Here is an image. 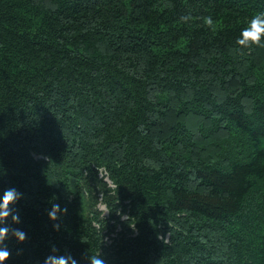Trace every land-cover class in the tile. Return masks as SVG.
I'll return each instance as SVG.
<instances>
[{
    "label": "trees",
    "instance_id": "1",
    "mask_svg": "<svg viewBox=\"0 0 264 264\" xmlns=\"http://www.w3.org/2000/svg\"><path fill=\"white\" fill-rule=\"evenodd\" d=\"M261 12L0 0V227L26 234L4 264H264V47L236 43Z\"/></svg>",
    "mask_w": 264,
    "mask_h": 264
},
{
    "label": "clouds",
    "instance_id": "2",
    "mask_svg": "<svg viewBox=\"0 0 264 264\" xmlns=\"http://www.w3.org/2000/svg\"><path fill=\"white\" fill-rule=\"evenodd\" d=\"M191 18V14L180 17L181 21L184 23L189 22ZM203 21L209 27L214 25L211 16L203 17ZM236 43L240 46L241 50L252 46L264 47V12L257 13L248 20L246 26L241 30ZM21 195L22 194L15 188L4 191L2 201H0V224H6L7 218L10 215L13 222L19 223V215L14 214V210L10 206L14 204ZM58 213H67V208L61 209L59 204L54 203L51 211L48 213L49 218L54 221L57 220L59 218ZM53 227L59 230L60 225L54 224ZM9 232H11V235L16 237L18 241H24L26 239V234L19 229H12L8 226L0 227V264H4L11 255L10 251L7 249V245L3 243L5 239H7ZM106 242L107 238H105V243ZM52 250L53 252L57 251L54 246ZM85 258L89 261V264H107V261L101 253H85ZM44 264H77V261L71 255L67 257L61 256L59 258L50 255L45 259Z\"/></svg>",
    "mask_w": 264,
    "mask_h": 264
}]
</instances>
